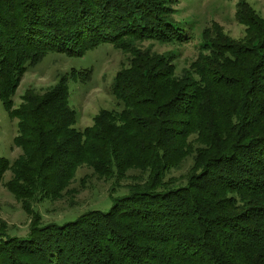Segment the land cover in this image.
<instances>
[{"label": "trees", "instance_id": "obj_1", "mask_svg": "<svg viewBox=\"0 0 264 264\" xmlns=\"http://www.w3.org/2000/svg\"><path fill=\"white\" fill-rule=\"evenodd\" d=\"M175 1L0 0V101L19 120L22 150L0 158V183L11 171L6 187L31 216L26 237L0 230V264H264V17L239 0L244 37L214 24L178 75L174 55L138 47L189 41ZM104 44L129 55L112 83L121 110L76 127L69 82H87L91 69H71L43 93L28 89L15 106L30 67ZM189 160L179 183L169 178ZM82 166L114 187L131 171L146 176L110 194L108 212L42 225L32 203L61 199Z\"/></svg>", "mask_w": 264, "mask_h": 264}, {"label": "rangeland", "instance_id": "obj_2", "mask_svg": "<svg viewBox=\"0 0 264 264\" xmlns=\"http://www.w3.org/2000/svg\"><path fill=\"white\" fill-rule=\"evenodd\" d=\"M254 10L264 17V0H247ZM239 0H177L173 2L177 28L182 30L185 37H190L187 43L162 44L153 40L138 44L142 49H150L158 54L175 56L177 74L182 75L198 58L199 49L203 43L202 34L213 25L221 27L223 32L233 39H241L246 27L237 20V4ZM129 55L115 49L110 44H104L99 49L89 52L84 58H69L61 54H50L36 67H30L22 78L14 98L15 106L22 103L26 90L34 89L39 93L45 92L57 84L61 77L71 69H91L90 79L83 83L69 82L71 90L70 105L78 114L77 128L84 131L93 125L95 117L103 110H121L112 93V83L118 73L128 64ZM19 120L10 118L0 101V158L15 161L22 150L14 144L19 134ZM192 160L180 171H175L169 178H175L179 183L186 174ZM139 171H131L129 176L114 187L112 179L101 178L88 166L78 169L70 188L61 199L32 203L42 216V225L55 223L63 226L74 222L79 216L91 210L108 212L115 197L125 195L129 186L137 181H143L146 175ZM8 171L0 183V230L4 229L8 237H26L29 234L31 216L24 210L21 202L16 200L7 189L6 183L11 179ZM134 177V178H133ZM137 177V178H135ZM113 187L114 193L111 192ZM1 230V231H4ZM0 231V232H1Z\"/></svg>", "mask_w": 264, "mask_h": 264}]
</instances>
